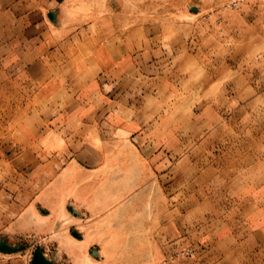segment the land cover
Here are the masks:
<instances>
[{
	"label": "rangeland",
	"instance_id": "rangeland-1",
	"mask_svg": "<svg viewBox=\"0 0 264 264\" xmlns=\"http://www.w3.org/2000/svg\"><path fill=\"white\" fill-rule=\"evenodd\" d=\"M72 38L97 79H22ZM0 243L27 264H264V0H0Z\"/></svg>",
	"mask_w": 264,
	"mask_h": 264
},
{
	"label": "crops",
	"instance_id": "crops-1",
	"mask_svg": "<svg viewBox=\"0 0 264 264\" xmlns=\"http://www.w3.org/2000/svg\"><path fill=\"white\" fill-rule=\"evenodd\" d=\"M79 44H81V42L78 40L75 41L73 38L61 41L53 53L56 60L60 59L57 62H55L54 59H49L50 56H48V60L47 58H40L38 60L33 59L30 63L29 56L23 54L21 60H19L22 65V79L30 80L31 78L39 82V80L43 78L45 72L48 71L50 64L55 65V68L62 72L64 71L63 69H67L72 63H77V65L72 67L73 70L77 68V71L75 70L67 80L70 82L69 87H77V92H79L91 81L97 79L102 72L100 64L95 60L93 61V65H90L89 61L83 58L81 51L77 49ZM0 264L27 263L22 258L0 256Z\"/></svg>",
	"mask_w": 264,
	"mask_h": 264
},
{
	"label": "water",
	"instance_id": "water-1",
	"mask_svg": "<svg viewBox=\"0 0 264 264\" xmlns=\"http://www.w3.org/2000/svg\"><path fill=\"white\" fill-rule=\"evenodd\" d=\"M49 18L51 21H55L53 15H50ZM0 251L4 253H11L13 249L6 244L0 243ZM93 254H95V252H93ZM31 264H50V262L44 257L41 251L36 250L33 254Z\"/></svg>",
	"mask_w": 264,
	"mask_h": 264
},
{
	"label": "built area",
	"instance_id": "built-area-1",
	"mask_svg": "<svg viewBox=\"0 0 264 264\" xmlns=\"http://www.w3.org/2000/svg\"><path fill=\"white\" fill-rule=\"evenodd\" d=\"M233 5H234V7L236 6V5H235V2L233 3Z\"/></svg>",
	"mask_w": 264,
	"mask_h": 264
}]
</instances>
